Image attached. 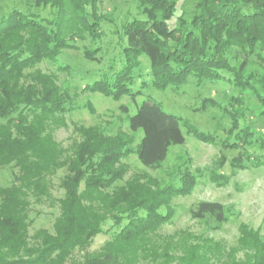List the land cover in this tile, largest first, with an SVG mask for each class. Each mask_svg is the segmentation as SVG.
Returning <instances> with one entry per match:
<instances>
[{
    "label": "trees",
    "instance_id": "16d2710c",
    "mask_svg": "<svg viewBox=\"0 0 264 264\" xmlns=\"http://www.w3.org/2000/svg\"><path fill=\"white\" fill-rule=\"evenodd\" d=\"M27 1L37 8H57L58 15L48 20L13 10L0 19V168L12 165L19 170L15 185L0 187V264H63L72 251L87 249L96 236L103 234L109 219L119 230L98 254L82 264H134L142 245L174 217L172 200L191 195L203 174L201 170L192 172L187 163L181 162L172 172L173 179H178L176 183L172 180L160 186L148 176H137L117 187L126 175L120 159L135 154L145 167L157 170L171 147L185 144L183 128L204 143L215 144L217 138L198 130L188 120L166 113L160 104L147 98L128 118L132 133L143 131L135 148L131 146L133 140L80 127L83 139L74 157L61 162L48 129L56 114L68 110V97L54 75L27 71L44 60L55 62L63 50L72 48L69 34L83 37L87 33L97 38L100 0ZM138 1L143 18L123 27L127 39L122 48L123 67L88 86L89 91L114 100L126 95L135 99L141 92L132 89L136 83L134 71L143 55L150 59L152 87L158 90L178 89L190 79L197 84L218 81L224 70L240 87L254 90L255 82H264L245 72L249 54L258 47L264 51V0H191L196 3L193 14L180 17L172 28L177 0ZM235 45L248 53L239 66H233L229 58ZM96 55L97 50L85 52L91 61H96ZM237 128L235 121L229 137L222 142L224 149L239 150L255 142L264 150V137L248 126L236 132ZM250 163L253 168L264 167V155L254 156ZM65 165L68 174L61 182L64 199L55 235L45 234L42 248L31 247L26 222L28 197L39 199L47 193L46 176ZM235 166L247 169L240 163ZM211 180L222 186L229 178L211 172ZM82 183L85 189L80 191ZM109 189L111 192L105 191ZM190 213L194 219L210 217L218 227L228 220V211L215 202H201ZM239 247L252 251L251 264H264L260 231L240 225ZM209 250L208 244L189 248L181 264H211Z\"/></svg>",
    "mask_w": 264,
    "mask_h": 264
},
{
    "label": "rangeland",
    "instance_id": "374dc122",
    "mask_svg": "<svg viewBox=\"0 0 264 264\" xmlns=\"http://www.w3.org/2000/svg\"><path fill=\"white\" fill-rule=\"evenodd\" d=\"M177 2L171 28L178 25L180 17L189 18L196 8V3L191 0ZM138 7V0H100L97 38L87 33L83 37L69 34L68 42L72 48L63 50L55 62L44 60L27 71L38 70L54 75L57 85L68 97V110L56 114L49 122L48 133L57 144L59 160L67 162L74 157L76 147L83 139L78 132L80 127L100 130L108 137L121 136L133 140L131 146L135 148L143 138V131L132 133L128 118L136 114L147 98H151L166 113L188 120L202 132L214 134L217 142L199 141L183 128L185 144L171 147L160 169L145 167L135 154L120 159L119 165L126 169V175L115 185L117 187L137 176H148L149 180L160 186L172 180L176 183L178 179H173L172 172L174 166L181 162L187 163L192 172L201 170L203 174L191 195L172 200L174 217L157 230V235H151L147 244L142 245L134 264H181L186 251L198 244L202 247L208 244L210 247L207 256L211 264H251L252 251L239 247L240 225L245 224L250 229L260 231L264 238V167L253 168L250 163L254 156L264 155V150L255 142L239 150L224 149L222 142L229 137L228 132L235 121L238 127L236 132L248 126L264 137V82H255L254 90L249 86L240 87L231 73L224 70L218 81L197 84L190 79L178 89L158 90L152 87L150 59L143 55L139 58L140 66L134 71L136 83L132 86L133 91H140L141 95L135 99L126 95L114 100L102 93L89 91L88 86L111 77L123 67L122 48L127 40L123 27L136 18H143ZM13 10L38 14L48 20H54L58 15L57 8H37L32 1L0 0V19ZM88 50H97L96 61L85 57ZM247 54L243 47L233 46L229 56L231 64L239 66ZM247 58L245 72L263 80L264 51L258 47ZM60 67L65 70H60ZM239 163L247 166V169L236 167L235 164ZM18 172L12 165L1 167L0 187L15 185ZM211 172L228 177V183L217 185L211 180ZM67 174V165L56 169L46 176L47 193L39 199L29 195L26 220L29 246L42 248L45 234L55 235V224L61 216V201L64 199L61 182ZM84 189L85 184L82 183L80 191ZM201 202L223 205L228 211V220L218 227L210 217L194 219L191 209ZM161 212L165 213L166 209L161 208ZM113 224V220H107L104 233L96 236L87 249L72 251L63 264H82L88 257L98 254L119 230Z\"/></svg>",
    "mask_w": 264,
    "mask_h": 264
}]
</instances>
